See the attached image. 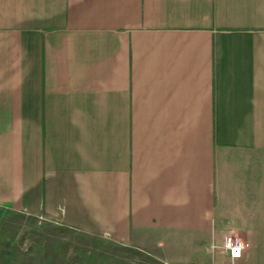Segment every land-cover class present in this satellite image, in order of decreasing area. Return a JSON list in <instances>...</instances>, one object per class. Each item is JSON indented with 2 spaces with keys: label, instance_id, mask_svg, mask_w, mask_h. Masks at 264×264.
Segmentation results:
<instances>
[{
  "label": "crops",
  "instance_id": "1",
  "mask_svg": "<svg viewBox=\"0 0 264 264\" xmlns=\"http://www.w3.org/2000/svg\"><path fill=\"white\" fill-rule=\"evenodd\" d=\"M0 207L264 264V0H0Z\"/></svg>",
  "mask_w": 264,
  "mask_h": 264
},
{
  "label": "rangeland",
  "instance_id": "2",
  "mask_svg": "<svg viewBox=\"0 0 264 264\" xmlns=\"http://www.w3.org/2000/svg\"><path fill=\"white\" fill-rule=\"evenodd\" d=\"M0 228L3 236L9 241L6 255L10 262L13 261L16 246L34 256L39 248L50 242L54 249L62 253L75 254L80 258L86 252L93 251L104 262L116 261L117 264H168L161 261L154 254L143 249H137L110 241L107 236L96 237L89 234L60 226L51 221L14 212L0 207ZM68 246V247H66ZM218 264L221 262L217 259ZM236 264H240L238 261Z\"/></svg>",
  "mask_w": 264,
  "mask_h": 264
},
{
  "label": "trees",
  "instance_id": "3",
  "mask_svg": "<svg viewBox=\"0 0 264 264\" xmlns=\"http://www.w3.org/2000/svg\"><path fill=\"white\" fill-rule=\"evenodd\" d=\"M9 246V241L3 236L0 228V264H117L116 261L104 260L95 252H86L84 258H80L75 254L62 253V249H54L50 242L39 248L34 256L29 255L27 251L22 250L21 246H16L13 261L10 262L6 255V249ZM68 247V246H66Z\"/></svg>",
  "mask_w": 264,
  "mask_h": 264
},
{
  "label": "clouds",
  "instance_id": "4",
  "mask_svg": "<svg viewBox=\"0 0 264 264\" xmlns=\"http://www.w3.org/2000/svg\"><path fill=\"white\" fill-rule=\"evenodd\" d=\"M202 220L213 223L211 212L206 210L202 217ZM217 247L218 245L215 240V233L213 232L207 251L210 254H214ZM247 247H250V245L245 244L242 240L238 238L234 242L231 235H225L223 237L222 249L225 253L231 252L232 264H236V261L241 258L243 251Z\"/></svg>",
  "mask_w": 264,
  "mask_h": 264
},
{
  "label": "built area",
  "instance_id": "5",
  "mask_svg": "<svg viewBox=\"0 0 264 264\" xmlns=\"http://www.w3.org/2000/svg\"><path fill=\"white\" fill-rule=\"evenodd\" d=\"M231 236H232V239H233L234 242H235V240L238 238V239L242 240L245 244L250 245L248 242L244 241L242 238H240V237H238V236H235V235H231ZM247 248H249V247H247ZM247 248H246V249H247ZM246 249H245V250H246ZM245 250L243 251L242 256H243ZM224 253H225V252H224ZM225 254H226L227 256H229V258L232 260L231 252H227V253H225ZM242 256H241V257H242Z\"/></svg>",
  "mask_w": 264,
  "mask_h": 264
}]
</instances>
